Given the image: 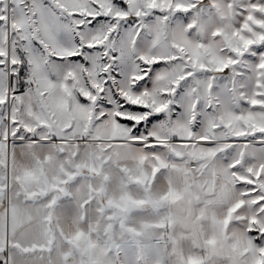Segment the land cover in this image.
<instances>
[{
    "label": "snow or ice",
    "instance_id": "obj_1",
    "mask_svg": "<svg viewBox=\"0 0 264 264\" xmlns=\"http://www.w3.org/2000/svg\"><path fill=\"white\" fill-rule=\"evenodd\" d=\"M0 264H264V0H0Z\"/></svg>",
    "mask_w": 264,
    "mask_h": 264
}]
</instances>
